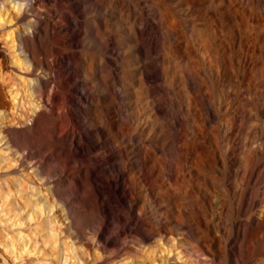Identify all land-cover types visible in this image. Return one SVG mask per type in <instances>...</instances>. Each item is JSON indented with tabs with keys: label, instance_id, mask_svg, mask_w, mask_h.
I'll return each instance as SVG.
<instances>
[{
	"label": "bare ground",
	"instance_id": "bare-ground-1",
	"mask_svg": "<svg viewBox=\"0 0 264 264\" xmlns=\"http://www.w3.org/2000/svg\"><path fill=\"white\" fill-rule=\"evenodd\" d=\"M1 25L26 79L0 75V211L18 227L0 264H60L61 232L73 264H102L85 243L131 264L154 237L164 264H264V0H0ZM38 198L62 210L51 232Z\"/></svg>",
	"mask_w": 264,
	"mask_h": 264
},
{
	"label": "rangeland",
	"instance_id": "rangeland-1",
	"mask_svg": "<svg viewBox=\"0 0 264 264\" xmlns=\"http://www.w3.org/2000/svg\"><path fill=\"white\" fill-rule=\"evenodd\" d=\"M0 27H1L0 28V34H1L3 31H5L4 29H6V28H3L4 25H1ZM120 34H121V38H122L123 47L125 48V50H127V52L130 54V56H133L132 53L135 50V45H132V43L127 44L129 42V39L127 38V35L129 34L128 30L124 29V31H122ZM5 39L0 37V75H3V74L11 75V77L17 75V76L22 77L24 79V82H25V79H26L25 73H23V72L19 71V69H16L13 67V65L17 66V64H15L11 61V55H13V54L10 52V50H8L7 48H5V46H3V43H4L3 40H5ZM83 40H85V43L88 46V48H92V49H94V51H97V52L100 51L101 41L99 39H97L94 35L89 34L86 37H84ZM11 47H12V45H11ZM2 63H4V64L1 66ZM16 78L18 81L21 80L19 77H16ZM29 97L30 96H26L25 99L27 100ZM8 100L10 102L12 101L11 95H9ZM29 109H30V105H29V102H27V104L24 105L23 110L28 111ZM142 111L145 113V107L142 108ZM0 116H1V114H0ZM3 146H5V145H0V156H2L3 159H6L7 155L4 153ZM7 152L8 151H6V153ZM8 176L12 177L13 179L17 178V177L24 178L23 170H18V171L12 172V173L8 174ZM4 177H6V176H4ZM17 184H14V183L11 184L10 182L8 184H6V189L10 188L12 190V192L10 191L11 196L9 198V200L11 199L12 202H13V200L18 201V199H17L18 194L16 193L15 190H13L14 186L16 187ZM35 185H37V184H35ZM44 193H45V190H44ZM39 194L40 195L43 194V191H42V193H39L35 189V186L34 187L32 186V188L30 190H23L22 201L34 200V198ZM38 199H39L41 204L43 203V210H41V209L35 210V212L33 214L34 216H37L38 219H40V223L37 225H39L40 228L44 227L47 230H49L50 226L58 227V226H56V224L58 225V222L56 220L57 212L61 213L62 210H49L47 207V203L45 204V202H43V200L41 201L40 198H38ZM148 199H149L148 201L150 202V204L154 205V198L152 196H150V197H148ZM51 200H53V199H51ZM154 208H155V206H154ZM5 211L6 210L0 211V214H2V216H3V217L0 216L1 217L0 218V240H2V241H5L6 238L11 236L12 234L15 235L16 230L18 228L17 226H14L10 221H8L5 218ZM11 211H14V210H11ZM11 211H10V213H11ZM148 211L149 212L150 211L158 212V211H163V210H148ZM60 213L58 215H60ZM35 224L36 223H32L30 226H28V228H27L28 230H26V231H30L31 228H33L35 226ZM118 229H119V226L114 227L110 231V235H112V236L117 235ZM61 234H62V236L60 237V249L62 251V258H61L60 264H73V258L70 255H67V257H66L67 246L69 243L73 242V239L70 238L71 236L63 234L62 232H61ZM74 239H76V238H74ZM114 240H115V238H114ZM82 242H83V240H81L80 238H77L75 244L81 246ZM140 247L143 249L142 250L140 248L141 249L140 251H142V252L139 251L134 256L128 255V254L125 256H121L122 254H119L120 259L122 261H126L127 263L131 262V264H164L167 261V254L169 252L167 250V248L169 246H168V243L166 242V239L162 240L159 237L150 238L148 240H145L144 242L141 241ZM49 248L53 249L55 247L50 245ZM81 250H82V252H84V254L86 256L91 254V256H93V257L103 258L102 264H105L106 260L108 259L106 257V251L102 247L98 248L94 245L88 247L87 244L85 243L83 245V247H81ZM73 251L77 254L75 248L73 249ZM68 252H70V251L68 250ZM54 257L57 258L56 256H54ZM7 261H9V259ZM55 261H57V259L54 260V263H55Z\"/></svg>",
	"mask_w": 264,
	"mask_h": 264
}]
</instances>
